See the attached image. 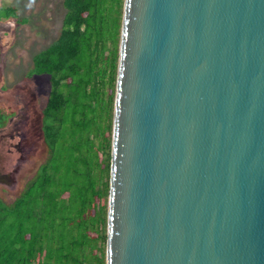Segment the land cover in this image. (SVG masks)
I'll return each instance as SVG.
<instances>
[{
    "label": "water",
    "instance_id": "obj_1",
    "mask_svg": "<svg viewBox=\"0 0 264 264\" xmlns=\"http://www.w3.org/2000/svg\"><path fill=\"white\" fill-rule=\"evenodd\" d=\"M106 264H264V0H125Z\"/></svg>",
    "mask_w": 264,
    "mask_h": 264
},
{
    "label": "trees",
    "instance_id": "obj_2",
    "mask_svg": "<svg viewBox=\"0 0 264 264\" xmlns=\"http://www.w3.org/2000/svg\"><path fill=\"white\" fill-rule=\"evenodd\" d=\"M125 0H64L59 38L33 59L50 77V159L13 203L0 198V264H106L107 206ZM2 10V9H1ZM2 17H17L14 7Z\"/></svg>",
    "mask_w": 264,
    "mask_h": 264
},
{
    "label": "rangeland",
    "instance_id": "obj_3",
    "mask_svg": "<svg viewBox=\"0 0 264 264\" xmlns=\"http://www.w3.org/2000/svg\"><path fill=\"white\" fill-rule=\"evenodd\" d=\"M63 4L64 0H0L1 14L5 12L3 8L7 7L16 8L18 14L15 17V26H11V33L0 43V83L8 90L7 96L11 101L5 103L6 105L15 103L17 93L23 94L22 89L29 92L32 96L26 94L25 97L29 99V103L31 102L28 108L29 117L35 128L31 160L26 162L28 164L15 176L20 179L16 187L17 192L14 195L12 192L0 196L7 204L27 194L24 190L51 156L40 133L43 112L51 92L50 77L31 74L34 69V57L49 47L61 34L66 13ZM7 21L9 20L3 19L2 22ZM18 88L21 90L19 91ZM5 169L6 174L12 173L10 164H7ZM11 178L14 180V176ZM0 187L6 191L14 189L5 184ZM9 191L8 193H11ZM105 205H108V198L105 200Z\"/></svg>",
    "mask_w": 264,
    "mask_h": 264
},
{
    "label": "flooded vegetation",
    "instance_id": "obj_4",
    "mask_svg": "<svg viewBox=\"0 0 264 264\" xmlns=\"http://www.w3.org/2000/svg\"><path fill=\"white\" fill-rule=\"evenodd\" d=\"M3 19H8L9 21L4 22V24L2 22ZM14 23L15 18L13 17L0 18V43L11 33V26H15L16 24ZM31 75L45 76L37 74ZM18 90L20 91L21 88H18ZM7 91L5 86L0 83V186L5 184L14 189H11V193H8L9 190L6 191V189L0 187V196H2V194H12V192L14 195L17 192L16 187L20 179L15 178V176L21 172L23 166L28 164L26 162L31 160L32 151L34 150L33 136L35 135V128L31 124L28 110L31 102L29 103V99L25 97L26 94L32 95L22 89L23 94L19 92L16 95L17 101L10 105H6L5 102H11L9 96H7ZM43 118L40 125V133L44 140ZM7 164L12 166V173H10V175L5 172ZM12 176H14V180L11 178Z\"/></svg>",
    "mask_w": 264,
    "mask_h": 264
},
{
    "label": "bare ground",
    "instance_id": "obj_5",
    "mask_svg": "<svg viewBox=\"0 0 264 264\" xmlns=\"http://www.w3.org/2000/svg\"><path fill=\"white\" fill-rule=\"evenodd\" d=\"M17 198V197H16Z\"/></svg>",
    "mask_w": 264,
    "mask_h": 264
}]
</instances>
